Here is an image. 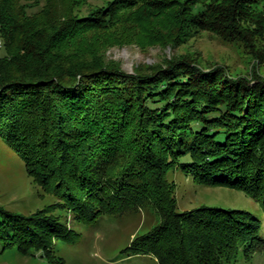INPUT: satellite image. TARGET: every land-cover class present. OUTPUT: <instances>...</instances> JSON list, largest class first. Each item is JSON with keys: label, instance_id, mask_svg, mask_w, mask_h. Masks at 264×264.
Here are the masks:
<instances>
[{"label": "trees", "instance_id": "trees-1", "mask_svg": "<svg viewBox=\"0 0 264 264\" xmlns=\"http://www.w3.org/2000/svg\"><path fill=\"white\" fill-rule=\"evenodd\" d=\"M81 2L0 0V137L80 223L153 208L160 222L127 254L236 264L263 252L259 219L180 213L167 176L181 169L201 185L243 191L264 212V76L204 68L186 54L129 74L106 52L176 48L212 33L262 62L264 0H112L86 13ZM48 210L26 217L0 207L4 251L54 262L71 229Z\"/></svg>", "mask_w": 264, "mask_h": 264}, {"label": "rangeland", "instance_id": "rangeland-1", "mask_svg": "<svg viewBox=\"0 0 264 264\" xmlns=\"http://www.w3.org/2000/svg\"><path fill=\"white\" fill-rule=\"evenodd\" d=\"M83 12L88 8L101 7L112 0H81ZM0 56L7 55L5 41L0 32ZM259 48L264 52V42ZM189 55L202 67L221 65L232 75H251L258 72L264 76L262 62L240 41L228 42L212 34L192 35L181 47L151 46L142 48L137 44L113 47L106 52L109 62L118 63L129 74L138 68L160 65L177 55ZM175 183V198L178 212L193 211L202 207L251 213L262 223L264 212L259 204L243 191L221 186H205L188 177L181 169L172 170L168 176ZM0 207L23 216H31L40 210L50 211L67 224L71 233L68 239L55 242L56 259L51 262L42 254L23 256L16 250L0 245V264H159L152 255L127 254L132 241L152 230L160 218L153 208L140 209L121 216H102L91 224H83L60 208L57 198L46 194L28 175L24 161L0 137ZM58 257V258H57ZM61 259V261H59ZM59 262V263H58ZM61 262V263H60ZM236 264H264V251L250 259L240 255Z\"/></svg>", "mask_w": 264, "mask_h": 264}, {"label": "built area", "instance_id": "built-area-1", "mask_svg": "<svg viewBox=\"0 0 264 264\" xmlns=\"http://www.w3.org/2000/svg\"><path fill=\"white\" fill-rule=\"evenodd\" d=\"M0 46L3 47V44L1 43Z\"/></svg>", "mask_w": 264, "mask_h": 264}]
</instances>
